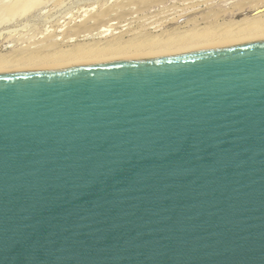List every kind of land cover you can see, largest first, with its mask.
Returning a JSON list of instances; mask_svg holds the SVG:
<instances>
[{
    "label": "water",
    "instance_id": "95a60500",
    "mask_svg": "<svg viewBox=\"0 0 264 264\" xmlns=\"http://www.w3.org/2000/svg\"><path fill=\"white\" fill-rule=\"evenodd\" d=\"M0 264H264V39L0 74Z\"/></svg>",
    "mask_w": 264,
    "mask_h": 264
},
{
    "label": "rangeland",
    "instance_id": "374dc122",
    "mask_svg": "<svg viewBox=\"0 0 264 264\" xmlns=\"http://www.w3.org/2000/svg\"><path fill=\"white\" fill-rule=\"evenodd\" d=\"M0 12V62L24 67L16 73L38 71L30 62L236 29L264 20V0H0Z\"/></svg>",
    "mask_w": 264,
    "mask_h": 264
},
{
    "label": "bare ground",
    "instance_id": "6f19581e",
    "mask_svg": "<svg viewBox=\"0 0 264 264\" xmlns=\"http://www.w3.org/2000/svg\"><path fill=\"white\" fill-rule=\"evenodd\" d=\"M3 10L4 9H2L1 11ZM0 14L2 15L3 13L0 12ZM2 17L4 19V16ZM258 39H264V20L262 19L251 20L250 22L249 21L246 22L242 27H237L236 29H226L221 32L215 30L207 31V32H193L188 35L177 36L176 38H169L161 42L153 41V42H148L143 46L137 45L135 46V48L132 47L129 48V46L127 45L124 47H112L97 52L89 51L88 53H80L82 55L78 54L76 58H71L67 61L62 59H58L57 61L42 60L37 62H30L25 64L24 66H29V68L27 67V69H35V70L54 69L69 65L81 64L90 61H97L101 59L102 60L111 59V58L121 59V58L160 55V54L188 51V50L209 47V46L222 45L230 42L258 40ZM20 68L22 69L24 67L20 66L19 70ZM15 69H17V67L9 66L0 62V74L3 72L13 73V71H16ZM19 70L17 69V71ZM25 71H27L26 68Z\"/></svg>",
    "mask_w": 264,
    "mask_h": 264
}]
</instances>
